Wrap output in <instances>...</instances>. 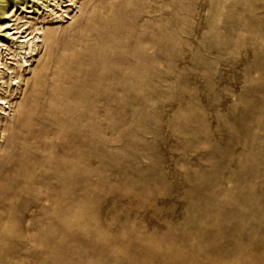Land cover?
<instances>
[{
  "label": "rangeland",
  "instance_id": "obj_1",
  "mask_svg": "<svg viewBox=\"0 0 264 264\" xmlns=\"http://www.w3.org/2000/svg\"><path fill=\"white\" fill-rule=\"evenodd\" d=\"M73 1L28 17L29 67L0 55L1 122L44 126L0 193V264H264V0ZM98 75L116 87L106 109ZM82 96L99 138L65 130Z\"/></svg>",
  "mask_w": 264,
  "mask_h": 264
},
{
  "label": "bare ground",
  "instance_id": "obj_2",
  "mask_svg": "<svg viewBox=\"0 0 264 264\" xmlns=\"http://www.w3.org/2000/svg\"><path fill=\"white\" fill-rule=\"evenodd\" d=\"M42 1H44V2L41 3ZM49 1L50 0H48L47 2H45V0H41V1H36V0H0V20H4V21H0V30L3 32L1 34V36L4 38V41H2L0 39V55L1 56H2V50H3L4 56H5V54H8V57L7 58L14 57V59L16 58L17 60H20L19 62H21V64H20L21 67H29L30 63L28 62V57H32V55H38L40 53L39 46L41 45V41L43 40V37H42L43 30H42V27H34L33 23H31V20H29L28 17H32V15H36V14L39 15L42 12H47L48 15L55 14V15L59 16L60 14L59 13L56 14V10L53 8V6H56V7H58V6H62V7L67 6V7H70L72 5L75 6V1H73V0H64V1H67V2H65L63 5H62V2H64V1H62V0H52L53 2H49ZM18 8H20L21 11L24 12V17H26L25 19L24 18L19 19L20 17L16 13V10ZM69 10H71V9L69 8ZM63 11H65V10H63ZM65 16H67V14H65ZM60 18H58V19H60ZM52 19H54V18H52ZM109 25H107V28H110L111 27ZM113 34L115 35L114 32H113ZM117 36L118 35H116V37ZM49 38H51V37H49ZM89 60H91V58ZM87 62H89V61H87ZM0 65H1L0 68H4L5 71H7V72H13V70L10 69V67L7 66L6 64H3L2 62H0ZM66 67H67V65H66ZM0 73H3V71L0 70ZM97 78L101 81L102 86H100V89L98 90L97 93L96 92L93 93L94 96H96V99L97 100L102 101V104H103V107L104 108L105 107H109V106L110 107L113 106L114 103H115V93H112L111 90L116 88L115 87V84L113 83V80H111L109 77L103 76V75H98ZM11 79H12V81L10 83L11 85L12 84L14 85L15 82L18 81V80H15V77L13 75H12ZM70 79H71V77H70ZM64 80H65V77H64ZM68 80H69V78H68ZM0 82H3V83L6 82V80L3 78V75L2 74L0 75ZM64 83H65L64 85L62 84L63 86H60L59 85L60 86L59 88L63 89L64 91H68L73 86H75L73 80L72 81H67V82H64ZM94 83H96V82H94ZM59 84H61V83L59 82ZM59 88H57V89H59ZM67 96H68V93L67 92H64L61 95V97L59 95H57V97L54 96V98H55L54 99L55 100L54 102H56V101L59 100L60 103L66 105L67 104ZM44 97L50 99L51 94H46ZM51 98H53V96ZM85 104H87V99L85 98V96H82V101L79 104V108L81 110L76 115H74L73 117H71V118L68 119L67 125L65 127V130L72 129L73 132H74V134H76V135H80V134H84V133H89L94 138H99L100 136L98 134V131H99V128L100 127H99V123H97V118H91L87 113H85L83 111V108H84ZM9 106L10 105H9L8 100H6L5 97L0 96V125H2V128L0 129V132H3L2 137H3L4 140H6V139H8L10 137L9 150H8V152H4V154L2 153L3 155L1 157L4 160V165H3L2 171H6V172H1L0 173V183L2 182V184H0V193L3 195L2 201H4V184L6 186H9L11 189L14 190L15 188H18V186L20 185V183L22 181L20 179L25 178V176H27L31 172L32 169L31 168H28V167H25V166H22L20 164V160H22L23 158H25V156L27 155L28 151L31 150L30 149V146H29V140H31V139L32 140L33 139L34 140L35 139H38L39 136H40L39 134L42 132V130H43L42 128L44 127V126H39L37 129H33V127L28 126L25 123H22V121H18L17 122L16 120L15 121H12V122H9V123H5V122L2 123L1 121H2L3 115L5 116V115L8 114V112L5 111V109L6 108H9ZM49 109H48V111L51 112L52 109L51 108H49ZM59 109H61V108H59ZM86 112H88V111H86ZM41 119L43 121V124H45L46 128H48V126H49L48 124H54V122L56 121L55 118H51V117L49 118L45 114H42L41 115ZM10 129H13L11 131V133L9 132ZM5 132H7V133H5ZM45 132H46V130H45ZM66 142H64V143H66ZM31 156H33V155H31ZM49 157H51V156H49ZM61 160H63V158ZM38 162H39V160H38ZM60 164H63V162L60 163ZM64 164H63V166H64ZM69 164H67V165L68 166H71V164L70 165ZM57 168H59V167H57ZM68 168H71V167H68ZM68 168H66V169H68ZM78 168L81 169V166L80 167L77 166V169ZM68 170H70V169H68ZM73 170L71 168L70 171H73ZM77 171L79 172V170H77ZM30 175L32 176V174H30ZM19 176H21V177L19 178ZM66 179H63V180L65 181ZM26 181L27 180H25L24 183H26ZM29 182H31V181H29ZM29 182H27L26 184L29 185ZM24 186H23V188H24ZM29 188H31V187H29ZM10 190H8V191H10ZM52 200H53V198H52ZM61 206L62 205H60V208L59 209H61ZM80 208H82V207H80ZM56 210H58V209H56ZM64 211H67V210H65V208H64ZM58 212H60V210H58ZM61 212H63V211H61ZM81 212H82V209H81ZM67 213L68 212H63V213L57 215L58 217L56 216L57 219H55V220H57V222H54V223H58L59 229L61 227V230H63V229H66L67 230V228H68L67 224H68V221H70V219H69V216H68ZM72 215L75 216L76 214L74 213ZM81 215L82 214L80 213V216L78 218H80ZM56 217H54V218H56ZM75 218L77 219V216ZM76 219H74V217H73V221L76 220ZM52 227H54V226H51L49 228L54 230V228H52ZM64 227H66V228H64ZM61 230H59V231H61ZM43 231L44 232L46 231V233L48 232V230H45V229H43ZM50 233H52V232H50ZM61 233H62V231H61ZM57 234H58V232H57Z\"/></svg>",
  "mask_w": 264,
  "mask_h": 264
}]
</instances>
